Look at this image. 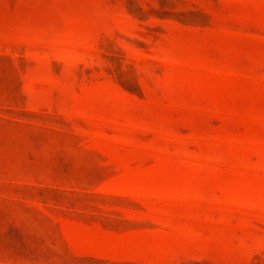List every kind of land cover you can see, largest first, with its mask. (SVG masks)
<instances>
[{
    "label": "rangeland",
    "instance_id": "obj_1",
    "mask_svg": "<svg viewBox=\"0 0 264 264\" xmlns=\"http://www.w3.org/2000/svg\"><path fill=\"white\" fill-rule=\"evenodd\" d=\"M0 264H264V0H0Z\"/></svg>",
    "mask_w": 264,
    "mask_h": 264
}]
</instances>
